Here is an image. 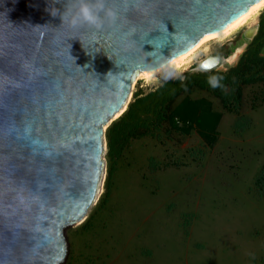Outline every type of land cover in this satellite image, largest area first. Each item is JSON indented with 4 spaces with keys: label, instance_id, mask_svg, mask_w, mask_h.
<instances>
[{
    "label": "water",
    "instance_id": "95a60500",
    "mask_svg": "<svg viewBox=\"0 0 264 264\" xmlns=\"http://www.w3.org/2000/svg\"><path fill=\"white\" fill-rule=\"evenodd\" d=\"M260 1L107 0L115 23L95 31L52 15L71 0H0V264H65L66 232L101 190L104 127L137 75ZM226 61L209 56L198 69Z\"/></svg>",
    "mask_w": 264,
    "mask_h": 264
},
{
    "label": "rangeland",
    "instance_id": "374dc122",
    "mask_svg": "<svg viewBox=\"0 0 264 264\" xmlns=\"http://www.w3.org/2000/svg\"><path fill=\"white\" fill-rule=\"evenodd\" d=\"M174 77L138 80L105 130L101 190L66 232L65 264H264V10Z\"/></svg>",
    "mask_w": 264,
    "mask_h": 264
},
{
    "label": "bare ground",
    "instance_id": "6f19581e",
    "mask_svg": "<svg viewBox=\"0 0 264 264\" xmlns=\"http://www.w3.org/2000/svg\"><path fill=\"white\" fill-rule=\"evenodd\" d=\"M263 10H264V0H261L259 3L251 7L247 12L242 14L238 19L232 22L229 26H227L226 28H224L219 32L205 36L196 46H194L188 52L173 59L175 60V63H173L172 62L173 60H171L170 62L166 63L165 65L155 70L146 73L140 72L133 82V89L126 105L113 118V120L107 126L104 127V130H107L110 124H112L115 120L120 118L127 111L129 103L132 100L133 90L135 89L138 80H144L145 83L149 84L156 81L165 80L164 71H166L169 75L174 76L177 73H181L183 71L188 70L199 58H201V56L205 52L209 50V44L213 42L224 43L228 41L237 33H239L241 30H243L244 28L248 27L253 22H255V20ZM251 32H256V29H253V31ZM237 55L238 53L235 56H233L231 59L227 58L226 62L234 60ZM90 209L88 210L87 214L79 222H77V224L83 222L86 219Z\"/></svg>",
    "mask_w": 264,
    "mask_h": 264
},
{
    "label": "clouds",
    "instance_id": "9594fccd",
    "mask_svg": "<svg viewBox=\"0 0 264 264\" xmlns=\"http://www.w3.org/2000/svg\"><path fill=\"white\" fill-rule=\"evenodd\" d=\"M58 14L62 20L61 26L66 25L69 30H79L86 27L95 31L103 30L106 24H114L117 16L115 11L107 7V0H71L70 4H66L63 13L52 12L53 16ZM148 43L152 44L151 41ZM204 70L209 69L205 66ZM164 78L172 79L175 77L164 71ZM223 80V76L208 77L209 86L213 89L226 90Z\"/></svg>",
    "mask_w": 264,
    "mask_h": 264
},
{
    "label": "trees",
    "instance_id": "16d2710c",
    "mask_svg": "<svg viewBox=\"0 0 264 264\" xmlns=\"http://www.w3.org/2000/svg\"><path fill=\"white\" fill-rule=\"evenodd\" d=\"M249 69V66H248V63H246L243 59V61L241 62V64L239 65V67L233 71V74L235 73L236 74V79L235 81L237 80V78H243L244 75H246V73L250 70ZM239 76V77H238ZM234 83V82H233ZM232 84V83H231ZM134 106H132L129 110H128V113H127V117H132V116H135L136 114H133L134 113ZM110 146H111V152L112 154L115 152V149H116V142L114 140V137L111 138V141H110Z\"/></svg>",
    "mask_w": 264,
    "mask_h": 264
},
{
    "label": "snow or ice",
    "instance_id": "6c2138e0",
    "mask_svg": "<svg viewBox=\"0 0 264 264\" xmlns=\"http://www.w3.org/2000/svg\"><path fill=\"white\" fill-rule=\"evenodd\" d=\"M172 62L175 63V60H173ZM205 66H207V65H205Z\"/></svg>",
    "mask_w": 264,
    "mask_h": 264
}]
</instances>
